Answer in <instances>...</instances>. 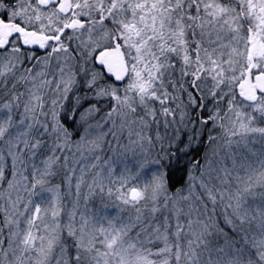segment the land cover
Listing matches in <instances>:
<instances>
[{
	"label": "snow or ice",
	"instance_id": "1",
	"mask_svg": "<svg viewBox=\"0 0 264 264\" xmlns=\"http://www.w3.org/2000/svg\"><path fill=\"white\" fill-rule=\"evenodd\" d=\"M0 264H264V0H0Z\"/></svg>",
	"mask_w": 264,
	"mask_h": 264
}]
</instances>
